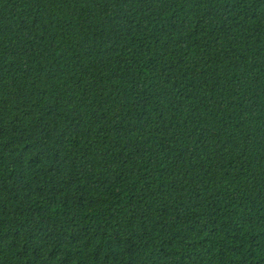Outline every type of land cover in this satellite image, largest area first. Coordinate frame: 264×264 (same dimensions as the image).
I'll return each instance as SVG.
<instances>
[{"label":"trees","instance_id":"obj_1","mask_svg":"<svg viewBox=\"0 0 264 264\" xmlns=\"http://www.w3.org/2000/svg\"><path fill=\"white\" fill-rule=\"evenodd\" d=\"M0 264H264V0H0Z\"/></svg>","mask_w":264,"mask_h":264}]
</instances>
